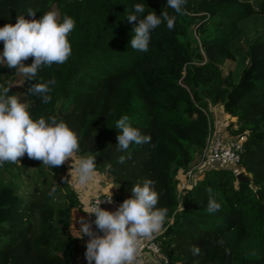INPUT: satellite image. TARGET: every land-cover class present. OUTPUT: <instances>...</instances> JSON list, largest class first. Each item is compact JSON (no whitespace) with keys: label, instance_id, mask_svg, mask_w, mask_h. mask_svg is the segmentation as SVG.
I'll return each mask as SVG.
<instances>
[{"label":"trees","instance_id":"trees-1","mask_svg":"<svg viewBox=\"0 0 264 264\" xmlns=\"http://www.w3.org/2000/svg\"><path fill=\"white\" fill-rule=\"evenodd\" d=\"M144 2L146 11L176 16L173 30L164 22L153 32L148 52L129 45L138 20L126 17ZM29 8L35 19L56 10L76 21L71 57L42 68L35 81L23 76L33 117L63 119L78 135L77 153L97 156V173L119 186L120 201L133 185L153 181L157 207L169 210L157 235L168 264H264V0H187L179 14L166 0H0V27L20 15L32 19ZM227 62L242 70L225 75ZM10 73L0 67L11 95ZM50 79L49 103L28 93ZM211 105L236 120L228 126L234 139H246L238 168L249 182L216 165L179 198V172L193 169L213 139ZM125 115L150 140L121 152L114 126ZM18 160L0 166V264H78L81 257L87 264L72 234L83 204L70 180L63 183V164L51 169L27 154ZM210 195L221 204L214 213Z\"/></svg>","mask_w":264,"mask_h":264},{"label":"clouds","instance_id":"clouds-1","mask_svg":"<svg viewBox=\"0 0 264 264\" xmlns=\"http://www.w3.org/2000/svg\"><path fill=\"white\" fill-rule=\"evenodd\" d=\"M187 0H166V7L179 14ZM147 4L136 3L133 11L127 15L128 21L138 20L132 29L129 45L140 52H148L153 32L164 22L169 31L174 29L176 16L168 11L159 14L155 10L146 11ZM36 10L29 8L27 14L16 17L15 24L7 23L0 27V67L15 68L26 81H35L42 68L53 64L63 65L72 55L70 33L76 21L67 15L62 18L56 10H49L35 19ZM145 12L147 15L145 16ZM139 18V19H138ZM32 57V63L24 61ZM55 79L33 83L28 93L41 99L45 104L51 100L50 92ZM10 86L0 84V166L7 163H18V158L25 154L29 158L42 161L43 166L51 169L61 166L71 158L70 179L64 178L63 183L73 181V186L87 187L95 181L97 174V156L93 154L81 156L73 164V156L79 150L77 133L63 119L57 116L34 118L31 105L21 96L9 94ZM115 128L122 130L117 136L118 151L126 152L130 145H141L150 140L143 135L138 127H134L125 115L115 123ZM74 168V174H73ZM119 187V186H113ZM112 187V188H113ZM57 188L53 186L49 196L55 198ZM131 197L125 199L115 211L100 207L110 198L96 201L83 211L94 221L80 218L77 238L89 237L84 253L87 264H135L140 254L143 240L152 239L160 232L168 215V208H158L159 194L153 181L145 179L131 188ZM112 195V194H111ZM221 204L211 195L207 204L209 213L217 212ZM93 223L102 235L93 231ZM193 255L200 249L192 248Z\"/></svg>","mask_w":264,"mask_h":264},{"label":"built area","instance_id":"built-area-1","mask_svg":"<svg viewBox=\"0 0 264 264\" xmlns=\"http://www.w3.org/2000/svg\"><path fill=\"white\" fill-rule=\"evenodd\" d=\"M245 138L241 137L239 139H233L230 143L224 144L222 140L218 138L212 139L211 144L206 152L204 158L200 159L198 163L195 165L193 169L188 172H183V180L179 181L178 190H179V198L182 194L191 188L192 183L196 180V176L202 172V170H206L210 167L220 165L222 167H230L233 169L235 175L238 177L242 174V171L238 168L240 163V155L244 150V142ZM199 171V172H198ZM111 202L107 200L103 201L100 204V207L109 211H115L118 206L122 203L119 199H117L114 195H98L92 198L89 205L95 203L96 201L110 198ZM88 205V206H89ZM86 220L94 221L95 217L88 216L87 213L83 214ZM80 224L74 228L73 236L77 238L80 233L78 229ZM93 231L100 235L98 229H96L93 223ZM103 234V233H102ZM80 241L81 246L86 248V243L89 237L85 236L83 238H77ZM146 254L153 255L156 260L163 262L164 264H168L167 259L161 252L160 244L157 240V235L155 234L152 239L143 240L140 245V254L137 256L135 264H145V256Z\"/></svg>","mask_w":264,"mask_h":264},{"label":"rangeland","instance_id":"rangeland-1","mask_svg":"<svg viewBox=\"0 0 264 264\" xmlns=\"http://www.w3.org/2000/svg\"><path fill=\"white\" fill-rule=\"evenodd\" d=\"M1 46L3 48V42L1 43ZM9 69H10L11 73L9 76H7V81H9V80L11 81L12 79L14 80V82H12V89H13L14 94L21 96L22 100H24L25 102L28 103V98H27V96L24 92L23 86H22L23 75L16 72L15 68H9ZM222 70H223L225 75H227L229 72L237 73V72H240L242 70V65L238 62H227L222 67ZM227 122H229V124L233 123L232 118ZM235 122L236 121H234V123ZM225 123H226V121H225ZM235 129H237V128L236 127L232 128V130H235ZM219 140H222V139H219ZM232 140H230L227 143H225V142H223V143L226 145V144L230 143ZM80 157L81 156L77 152L74 153L73 164H75V161L78 160ZM63 166H64V168L68 174V177L70 179L71 178L70 177V169L72 166L71 158L66 160L64 162ZM73 174H74V168H73ZM200 177H201V172L198 176H196V180ZM70 184H71V187L77 192L79 199L82 198L83 200H86V198H89L90 196H95L96 194H100V193H102L101 195H104V194L105 195H111V194L115 195V192H116V188L113 187L114 185H113L112 181L106 175H102L99 173L96 174L95 181L87 187H79V186L74 187L73 181H71V180H70ZM23 191L30 192V190L26 189V188L23 189Z\"/></svg>","mask_w":264,"mask_h":264},{"label":"crops","instance_id":"crops-1","mask_svg":"<svg viewBox=\"0 0 264 264\" xmlns=\"http://www.w3.org/2000/svg\"><path fill=\"white\" fill-rule=\"evenodd\" d=\"M210 112L212 114L214 127H215L213 139H215V138L222 139L225 143L232 140L233 137L231 136V134L228 130L229 122H227L231 119L230 116H228L227 114L224 113V110L221 106H212L211 105L210 106ZM225 121H226V123H225ZM234 121H236V120L232 119L233 123H234ZM196 161L198 163L199 160H196ZM178 180L179 181L183 180V171L179 172ZM101 194L102 193L96 194L95 196H98ZM95 196H90L89 198H86V200H83L82 198H80V200L83 204V209H82V211L76 210L73 213L72 234H74V228L80 224V222H79L80 218L83 217V214L85 213L83 210L89 205L90 201ZM162 232H163V230L161 229L160 232L157 233L156 235H160ZM100 235H102V233H100ZM84 261H85V259L81 257L78 264H84ZM145 264H164V263L159 261V260H156V258L153 255L146 254Z\"/></svg>","mask_w":264,"mask_h":264},{"label":"water","instance_id":"water-1","mask_svg":"<svg viewBox=\"0 0 264 264\" xmlns=\"http://www.w3.org/2000/svg\"><path fill=\"white\" fill-rule=\"evenodd\" d=\"M60 116H62V114L60 113ZM238 180L242 181V182H249V178L243 174L238 176Z\"/></svg>","mask_w":264,"mask_h":264}]
</instances>
